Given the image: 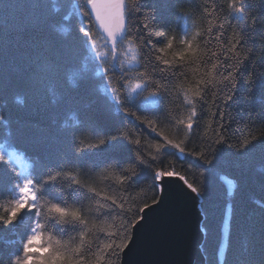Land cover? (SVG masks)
<instances>
[{
    "label": "snow or ice",
    "instance_id": "1",
    "mask_svg": "<svg viewBox=\"0 0 264 264\" xmlns=\"http://www.w3.org/2000/svg\"><path fill=\"white\" fill-rule=\"evenodd\" d=\"M258 107L264 0H0V264H128L173 183L223 264H264Z\"/></svg>",
    "mask_w": 264,
    "mask_h": 264
},
{
    "label": "water",
    "instance_id": "2",
    "mask_svg": "<svg viewBox=\"0 0 264 264\" xmlns=\"http://www.w3.org/2000/svg\"><path fill=\"white\" fill-rule=\"evenodd\" d=\"M170 207L149 216L128 264H167L181 260L198 264L202 232L197 230V213L183 196L179 183L169 186Z\"/></svg>",
    "mask_w": 264,
    "mask_h": 264
},
{
    "label": "trees",
    "instance_id": "3",
    "mask_svg": "<svg viewBox=\"0 0 264 264\" xmlns=\"http://www.w3.org/2000/svg\"><path fill=\"white\" fill-rule=\"evenodd\" d=\"M261 111H264V110H262L258 107L257 112L259 113ZM68 118H69V114H66L65 119H68ZM147 131L148 130H145V132H144L145 136H147ZM0 143H2V141H0ZM199 171L200 170H199L198 166L193 164L192 171L187 174L189 181L190 182H196L197 186H199V184H198ZM220 175L223 178L224 174H220ZM227 178L230 179L231 177H227ZM225 188H228L226 182H223V183H221L220 181L215 182L212 185V187H210V189H209L208 200L212 201V202H218V200L221 197L222 192ZM137 192H140L142 194L146 193L149 198H151V195H152V193H151L150 189L147 187V185H145L142 188H138ZM248 196L253 201H257L260 199V197L264 196V191H261L258 187H255L248 193ZM239 218L241 221H246V222H253L255 220L254 216L248 215V212L246 209L240 210ZM27 223H28V219L26 217L24 219V221H22V228H23V226H26ZM221 228H222V226L218 225L217 222H213L212 227H211L210 231L208 232L207 236H204L202 233L201 242L199 244L200 250H202L204 247L207 248L208 254L210 256H213L215 264H223V260H224L226 251L228 250L229 242L227 239V230L221 231ZM8 239H10V238L6 237L4 243H7ZM232 243H233V245L238 243L240 249L243 250L244 248L247 247V243H248L247 237L241 236L238 242L236 240H233ZM228 255H229V259H231V253L230 252H228Z\"/></svg>",
    "mask_w": 264,
    "mask_h": 264
},
{
    "label": "rangeland",
    "instance_id": "4",
    "mask_svg": "<svg viewBox=\"0 0 264 264\" xmlns=\"http://www.w3.org/2000/svg\"><path fill=\"white\" fill-rule=\"evenodd\" d=\"M227 179H229V178H227ZM227 184V183H226ZM227 187H228V184H227Z\"/></svg>",
    "mask_w": 264,
    "mask_h": 264
}]
</instances>
